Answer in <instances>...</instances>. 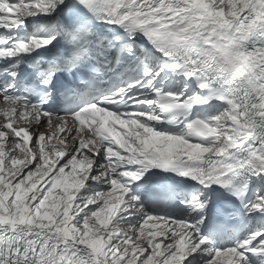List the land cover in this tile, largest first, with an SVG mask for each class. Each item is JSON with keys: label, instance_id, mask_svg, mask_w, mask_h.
<instances>
[{"label": "snow or ice", "instance_id": "6c2138e0", "mask_svg": "<svg viewBox=\"0 0 264 264\" xmlns=\"http://www.w3.org/2000/svg\"><path fill=\"white\" fill-rule=\"evenodd\" d=\"M0 264H264V0H0Z\"/></svg>", "mask_w": 264, "mask_h": 264}]
</instances>
